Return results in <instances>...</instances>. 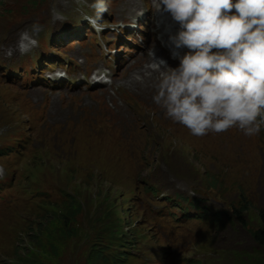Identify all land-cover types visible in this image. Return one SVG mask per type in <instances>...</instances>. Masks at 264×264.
<instances>
[{
    "label": "rangeland",
    "instance_id": "obj_1",
    "mask_svg": "<svg viewBox=\"0 0 264 264\" xmlns=\"http://www.w3.org/2000/svg\"><path fill=\"white\" fill-rule=\"evenodd\" d=\"M72 2L85 18L90 6ZM48 3L62 14L77 13L71 0H0V47L19 43L22 33L41 46L20 60L8 51L11 59L0 65V264H264V249L251 236L264 211V125L254 136L235 126L195 136L161 106L137 102L140 123L118 133L104 95L124 102L125 63L118 64L134 55L162 11L155 9L135 26L136 36L127 31L112 47L105 63L116 85L96 90L70 81L87 76L91 44L100 42V51L91 53L101 59L109 44L85 31L52 41L80 21H38ZM119 3V15L136 24L138 10ZM112 9L104 35L118 40L117 28L125 26L115 23L117 0ZM4 70L17 74L10 79ZM54 73L67 80L51 88L44 80ZM151 80L156 91L155 73L144 86ZM138 131L134 150L128 141ZM199 197L205 210L191 206Z\"/></svg>",
    "mask_w": 264,
    "mask_h": 264
},
{
    "label": "clouds",
    "instance_id": "obj_2",
    "mask_svg": "<svg viewBox=\"0 0 264 264\" xmlns=\"http://www.w3.org/2000/svg\"><path fill=\"white\" fill-rule=\"evenodd\" d=\"M158 3L157 11L170 13L180 25L174 45L189 51L175 68L158 61L164 71L154 103L195 136L234 126L246 136L259 134L264 125V0ZM94 7L106 10L103 0ZM35 44L22 33L18 50L23 54Z\"/></svg>",
    "mask_w": 264,
    "mask_h": 264
},
{
    "label": "bare ground",
    "instance_id": "obj_3",
    "mask_svg": "<svg viewBox=\"0 0 264 264\" xmlns=\"http://www.w3.org/2000/svg\"><path fill=\"white\" fill-rule=\"evenodd\" d=\"M127 3L129 4L130 8L128 9H132V10H139L142 7L145 9V13H143L142 15L139 16L138 20L136 21V24L141 23V22H145L148 19L149 13H151L153 11V9L155 8V4L156 3L157 6H160L158 3V0H149L146 1L145 4L143 6H141L139 4V2H137V0H126ZM54 10L57 12L56 14H62V12L54 7ZM75 10L77 11L76 14L73 13H69L71 16L80 19L82 17L81 12L75 8ZM56 14L54 15L52 10L50 8H46L43 15H41V17H37L38 21H43V22H57V20H55L56 18ZM161 17L163 19L169 20L172 19L171 14L168 12H164L162 11V13L160 14ZM142 19L144 21H142ZM119 21L123 22L124 24H128L130 25V23L125 20L124 16L121 14L119 15ZM80 27V31L82 28L86 27V23L82 22V24L79 25ZM19 29V27H17L14 31V33L16 34L17 30ZM132 32H135V30H131ZM4 31L0 28V34H2ZM158 32H161L160 28H154L153 30H151V34H156ZM64 32H60L59 34H62ZM70 36H72V34H70ZM69 36V37H70ZM75 39V38H74ZM0 41L2 42V39H0ZM145 42H147V40H144ZM162 44L165 45H169L172 44V40L169 39V34H164L163 35V39L161 40ZM160 42L155 41L153 44L151 45H147L142 52H140V54L142 55L141 58L134 60V62L129 61L127 64H121L120 68L122 69V80H124V85L127 87V92L126 93V98L123 99L124 102H120L117 98H111L109 95H104V104L107 105L108 102L112 103V107H107V112L109 114V118L108 120L112 123H114V127L112 124L113 129H115L118 133H122L125 130H127L128 128H132L135 125H138L140 123V117L137 116V102L139 103H145L147 105L155 106L157 104L154 103L153 101V96L156 94L155 89L151 88V82L152 80L149 82L150 83V87L149 86H144L147 82V77L152 78L154 73L158 76V81H159V73L160 71H164L163 68H157L155 70L152 71L151 68H153L154 66H157L158 62L157 59L158 58H162L165 60H169V55L168 52L162 47ZM33 45H30L28 50H30L32 48ZM7 49H12V51L14 53H17V50H15V45H13L10 42L4 43L2 47H0V54H3V58H2V62H7L9 59L6 56V50ZM27 50V51H28ZM3 52V53H2ZM154 52V55L156 57V60L154 58H150L148 56V54ZM17 57V55H16ZM147 66H150L147 67ZM152 63H154V65H151ZM168 67H172L175 68V66H173V64L171 63V61L169 60L167 63ZM5 71V70H4ZM11 71V70H8ZM17 73L15 71H13V75H16ZM11 76V77H12ZM16 77H19V75H17ZM155 77V76H154ZM157 80V79H156ZM55 84L57 85H62L65 81V79L63 78H56L55 80ZM81 79H77L75 81L76 85H79L81 83ZM149 81V80H148ZM18 82V81H17ZM114 84V81H113ZM94 87H98V83L94 82L93 83ZM108 101V102H106ZM110 108V109H108ZM146 128V127H145ZM145 130V129H144ZM143 130V131H144ZM138 135L135 136V138L133 139V142L128 141V146L132 149H136L138 148V144H139V138H140V132L138 131ZM146 135H151L152 133L149 132H144Z\"/></svg>",
    "mask_w": 264,
    "mask_h": 264
},
{
    "label": "trees",
    "instance_id": "obj_4",
    "mask_svg": "<svg viewBox=\"0 0 264 264\" xmlns=\"http://www.w3.org/2000/svg\"><path fill=\"white\" fill-rule=\"evenodd\" d=\"M242 149L240 145L232 147V150L236 151L237 149ZM260 218H261V228L254 230L251 232L252 239L254 242H256L259 246H261L264 249V211L260 212ZM104 259L108 260V257H103ZM102 258V259H103Z\"/></svg>",
    "mask_w": 264,
    "mask_h": 264
}]
</instances>
